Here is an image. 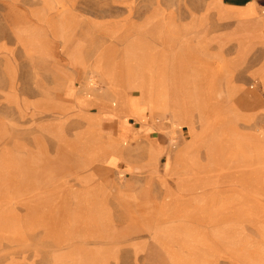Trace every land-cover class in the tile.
<instances>
[{"label": "rangeland", "instance_id": "374dc122", "mask_svg": "<svg viewBox=\"0 0 264 264\" xmlns=\"http://www.w3.org/2000/svg\"><path fill=\"white\" fill-rule=\"evenodd\" d=\"M222 9L0 0V264H264V166L242 162L221 121L262 140L264 102L224 66L238 52L213 37ZM140 66L204 146L184 155L193 135L170 111L149 112L147 133L133 118L123 128L107 79L139 97ZM142 91L154 93L149 80Z\"/></svg>", "mask_w": 264, "mask_h": 264}, {"label": "crops", "instance_id": "0c3cea01", "mask_svg": "<svg viewBox=\"0 0 264 264\" xmlns=\"http://www.w3.org/2000/svg\"><path fill=\"white\" fill-rule=\"evenodd\" d=\"M221 1L223 5L222 15L221 18L217 17L216 22H222V30H218L213 34V37L223 39L224 50L226 48L225 46L229 44L230 52L231 45L234 46L235 50L238 52L237 56L232 57L229 55L228 58H224V66L229 67L231 65L230 63L237 64L239 72L238 79L240 80L239 85L246 88L252 87L253 84L257 86V91L252 98L255 102H264V0ZM235 41H237V44ZM190 54L192 53L190 52ZM210 60L211 59H208V61ZM212 60L215 61L214 57ZM227 62L229 63L227 64ZM196 64H198L197 61ZM128 67L134 68L131 63L128 64ZM202 67L208 71L204 64H202ZM138 70H136L139 72L138 77H141V82L136 87L141 93V96L139 97H129L125 94L124 88L120 87L122 79L113 78L107 80L110 83V90L118 96L117 99L119 106L116 110L120 115L125 117V121L122 123L123 128H125L126 119L133 118L137 124L142 125L143 128L145 127V133H147V131H149L147 125H149V120L151 118L148 116L149 112L151 115L152 112L155 111H164L165 114H167L168 111L173 112V109L171 107V100L168 96H159L156 94L161 83V76L158 74L157 80L151 79L154 68L148 69L144 66H140ZM192 71L194 70L192 69ZM145 80H149L153 87L154 93L151 96L143 94L142 89ZM174 116L173 112L170 118L167 117L171 127L178 130L188 128L193 135L192 139L187 143L184 155L193 152L194 148L198 145L204 146L207 143L202 135H196L195 127H175ZM232 117L233 116H230V113H228L227 115L225 114L224 118L221 120L223 122V133L225 135H235V138L232 141L235 142V144L240 145L242 149H246V152L249 155L241 150L244 156L248 155L247 158L243 157L241 159L243 163H245L244 161H252L257 157L256 160L258 161V164L264 166V138L262 140H255L247 137L245 138L239 134L237 135L239 132L237 131L235 120L232 119ZM238 117L239 119H242L240 116ZM230 124L234 125L230 126ZM140 132V130L134 131L133 134L134 136H138ZM214 140L215 136L212 135L211 142H214ZM111 150H114L112 142H110V145L106 146V148H100L98 151L100 153H110ZM151 155L154 158L157 156V153H151ZM116 162L117 158L114 155H110L107 163L111 165ZM256 171L257 176H260V168H256ZM258 180L264 181V177L259 178Z\"/></svg>", "mask_w": 264, "mask_h": 264}, {"label": "bare ground", "instance_id": "6f19581e", "mask_svg": "<svg viewBox=\"0 0 264 264\" xmlns=\"http://www.w3.org/2000/svg\"><path fill=\"white\" fill-rule=\"evenodd\" d=\"M188 101H191V100H190V99H188V100H187V99H185V101H184V102H188ZM183 107H184V110H187V109H189V107H190V106H189V104H188V103H186V104H184V105H183Z\"/></svg>", "mask_w": 264, "mask_h": 264}]
</instances>
